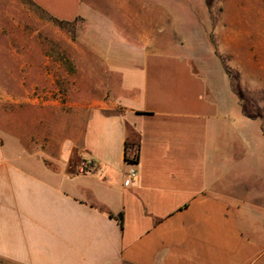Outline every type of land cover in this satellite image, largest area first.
<instances>
[{"label":"crops","instance_id":"0c3cea01","mask_svg":"<svg viewBox=\"0 0 264 264\" xmlns=\"http://www.w3.org/2000/svg\"><path fill=\"white\" fill-rule=\"evenodd\" d=\"M30 1L86 21L82 40L115 84L75 157L64 147L54 163L0 114V264H264V131L225 77L145 33L126 41L82 0Z\"/></svg>","mask_w":264,"mask_h":264},{"label":"rangeland","instance_id":"374dc122","mask_svg":"<svg viewBox=\"0 0 264 264\" xmlns=\"http://www.w3.org/2000/svg\"><path fill=\"white\" fill-rule=\"evenodd\" d=\"M82 2L99 18L122 23L116 29L126 41L145 33L154 49L186 52L197 72L223 75L243 113L257 115L264 131V0ZM138 17L145 26L124 24ZM87 32L82 19L61 23L30 0H0V114L18 117L20 130H34L35 144L50 148L51 163L64 147L75 157L90 107L115 84L82 40Z\"/></svg>","mask_w":264,"mask_h":264},{"label":"built area","instance_id":"2783aa9c","mask_svg":"<svg viewBox=\"0 0 264 264\" xmlns=\"http://www.w3.org/2000/svg\"><path fill=\"white\" fill-rule=\"evenodd\" d=\"M137 176H138L137 171L134 168H132L128 174L126 185H131L135 181Z\"/></svg>","mask_w":264,"mask_h":264},{"label":"trees","instance_id":"16d2710c","mask_svg":"<svg viewBox=\"0 0 264 264\" xmlns=\"http://www.w3.org/2000/svg\"><path fill=\"white\" fill-rule=\"evenodd\" d=\"M56 20L59 21V22H61V23H70V22L60 21L58 19H56ZM119 218H120V221L122 222V220H123L122 214L119 215Z\"/></svg>","mask_w":264,"mask_h":264}]
</instances>
